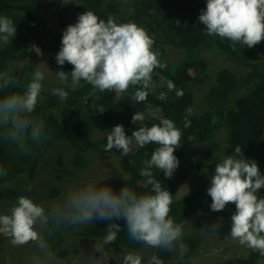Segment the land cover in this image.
I'll use <instances>...</instances> for the list:
<instances>
[{
  "label": "clouds",
  "instance_id": "9594fccd",
  "mask_svg": "<svg viewBox=\"0 0 264 264\" xmlns=\"http://www.w3.org/2000/svg\"><path fill=\"white\" fill-rule=\"evenodd\" d=\"M198 20L206 26L207 35L229 40L233 51L237 43L252 48L264 40V0H206ZM15 34L16 23L7 15H0V46L11 43ZM29 51L43 56L35 44ZM55 60L59 66L65 62L73 66L70 73L57 71L54 74L64 84V87L52 89V94L61 101L68 98L66 87L70 78L72 89L80 87L82 81L100 92L126 93L132 88L136 102L142 103L157 87L153 79L155 70L165 67L146 29L134 22L117 23L112 16L105 21L90 10L79 14L76 23L63 30ZM39 65L48 70L44 63ZM39 65L28 82L19 79L11 69L0 71V141L14 146L24 155L31 154L32 144L45 142L52 135L51 130H46L45 124L33 115L45 80ZM160 81V87L166 85L168 91L175 90L171 80L160 76ZM175 91L177 97H182V90ZM166 97L167 93L162 91L157 99L165 100ZM145 118V112H135L131 122L136 125ZM188 126L185 122L184 127ZM181 138V129L167 118L150 127L136 128L130 136L125 135L122 125H115L107 134L105 152L115 148L123 157L133 153L137 146L157 145L150 159L142 161L139 171L145 190L137 191L122 176L124 184L116 191L106 183L107 174V178L72 186L46 204L20 195L6 213H0V235L10 238V243L16 247L32 245L36 254L30 264H164L158 253H175L183 261L187 252L184 238L188 221L177 222L171 215L176 195L165 188L153 171H162L168 179L173 176L179 166L174 152L180 147ZM7 174V170L0 167V176ZM181 187L187 189V194V185ZM262 189L264 175L257 162L246 159L241 146L237 145L234 154L224 155L215 164L206 191L211 197L213 212L223 211L228 204L235 205L229 236L264 257ZM98 222L105 224L104 234L92 240L94 243L89 248L79 243L78 250L65 260H60L52 250L49 240L59 231ZM219 228V223H212L203 225L200 230L218 237ZM121 232L130 243L152 250L151 254L146 256L133 250L117 253L109 245L116 244ZM191 264H198V261L193 257Z\"/></svg>",
  "mask_w": 264,
  "mask_h": 264
},
{
  "label": "trees",
  "instance_id": "16d2710c",
  "mask_svg": "<svg viewBox=\"0 0 264 264\" xmlns=\"http://www.w3.org/2000/svg\"><path fill=\"white\" fill-rule=\"evenodd\" d=\"M48 1L54 16L42 18L36 0H0V15H7L16 23V34L11 43L0 46V71L11 69L19 79L28 82L33 71L25 63L36 54L29 51L30 41L34 40L33 44L55 58L63 30L76 23L78 15L87 10L105 21L109 16L121 17V23L134 22L146 29L154 39V49L160 52L165 67L155 70L159 73V76L153 75L157 87L142 103L136 102L132 88L126 93L100 92L82 81L80 87L72 89L70 78L66 87L69 95L64 101L53 95L52 89L43 90L33 115L45 124L46 130H51V138L32 144L29 155L19 153L14 146L0 141V167L8 173L0 176L1 198L10 204H15L20 195L32 198L31 188L37 167L44 153L56 142L71 145L74 149L71 163L80 169L88 167L90 151L99 155L113 154L126 183L137 191H143L144 178L139 175L142 161L150 159L157 145L137 146L133 153L121 157L118 149L104 151L107 134L119 124L124 127L125 135L130 136L136 128L150 127L167 118L182 131L181 145L174 152L179 166L170 179L165 178L162 171H153L165 188L176 195L171 215L177 222L187 220L198 231L205 224L231 218L235 205L228 204L223 211H211L212 201L206 189L210 186L215 164L224 155L234 154L237 145L241 146L246 159L257 162L264 175V40L252 48L237 43L233 51L229 40L206 34V26L198 20L205 6L197 0H133L131 6L124 10H120V3L114 0ZM170 56L178 59L169 62L166 58ZM208 56L216 58L219 63L210 64ZM57 68L70 73L73 66L65 62ZM160 76L171 80L175 90H182V97H177L175 90L168 91L166 85L160 87ZM199 85L206 88L202 111L189 113L194 103L191 87ZM56 87H64V84ZM162 91L167 93L165 100L157 99ZM135 112H145V121L133 124L131 120ZM185 122L189 123L187 128L184 127ZM95 131L101 132L96 139L92 137ZM200 148L204 150L199 161L187 166L183 161L186 153ZM58 164L62 165L60 161ZM68 173L65 171L63 174ZM188 181V193L177 194ZM123 184L122 178L115 188L119 191ZM59 193L57 188H53L50 197L56 198ZM260 195H264V189ZM104 227L103 222H98L76 232H72L73 229L61 230L49 240V244L58 257L64 259L68 255L64 247L66 232L71 231L78 239H98L103 236ZM2 241L0 237V245ZM184 242L187 245L184 258H190L199 248L200 240L185 237ZM115 246L133 251L142 248L130 243L124 232L119 234ZM158 255L164 264H170L172 253ZM221 264H264V257L252 250L247 257Z\"/></svg>",
  "mask_w": 264,
  "mask_h": 264
},
{
  "label": "rangeland",
  "instance_id": "374dc122",
  "mask_svg": "<svg viewBox=\"0 0 264 264\" xmlns=\"http://www.w3.org/2000/svg\"><path fill=\"white\" fill-rule=\"evenodd\" d=\"M120 3V10L131 6L133 0H114ZM206 6V0H197ZM39 7V15L43 17H53L54 10L48 0H36ZM122 18L116 19L117 23H121ZM126 22V21H125ZM34 40L30 43L33 44ZM43 56H37L36 54L30 58L25 65L31 67L32 71L40 63H44L48 70L43 66L39 65V69L44 72L45 80L43 81V90H51L56 86L62 84L55 77V73L58 70L54 55L48 51H42ZM178 59L177 56H170L166 58L167 61L172 62ZM210 64L219 63L216 58L208 56ZM214 73V72H212ZM192 93L194 97V103L189 108V113H197L202 111L204 103V95L206 88L204 85L192 86ZM101 136V132H93L92 137L94 139ZM204 149H196L186 153L183 161L187 166L197 163L203 153ZM74 149L70 144L66 142H56L53 144L43 155L39 166L35 173V180L32 183V199L37 203H48L54 199L59 198L68 188L76 186L87 180L93 179H109L106 181L114 190L116 183H118L124 176L122 173L117 158L113 154L99 155L96 152L90 151L88 154L89 165L84 169L77 168L71 163V154ZM59 161L62 165L58 164ZM65 171H69L68 174H63ZM214 174V173H213ZM123 176V177H122ZM190 189L189 181L184 183ZM183 185V186H184ZM57 188L60 193L56 198L49 196L51 190ZM38 189V190H37ZM187 192V189L183 187L178 191L177 194H183ZM14 204L5 202L0 196V213H6L8 209ZM220 228L218 237L202 233L201 231L192 228V225L187 222L185 227V237L197 238L200 240L199 248L193 252V256L190 258H184L180 261L175 253H172V257L169 261L170 264H191L192 258L194 257L198 264H221L227 260H235L238 257H247L251 254L252 250L241 246L237 241L233 240L230 236L231 218H222L218 221ZM85 227V226H83ZM81 227V228H83ZM79 229H73L72 232H76ZM71 231L64 234L65 243L64 247L68 250V255L78 250L77 245L84 248H89L96 239L89 238H76L72 235ZM2 237V244L0 245V264H30L32 257L36 254L35 249L32 245H26L24 247H16L10 243V238L0 235ZM99 239V238H98ZM10 243V244H9ZM113 247L118 253L119 251H129L124 247H118L115 245H109ZM144 255L151 254L152 250L141 248L138 250ZM67 255V257H68ZM66 257V258H67ZM60 259V260H65Z\"/></svg>",
  "mask_w": 264,
  "mask_h": 264
},
{
  "label": "bare ground",
  "instance_id": "6f19581e",
  "mask_svg": "<svg viewBox=\"0 0 264 264\" xmlns=\"http://www.w3.org/2000/svg\"><path fill=\"white\" fill-rule=\"evenodd\" d=\"M172 2V1H171ZM151 14V13H150ZM38 190V189H37ZM49 196H50V194H49ZM10 244V243H9ZM52 247V246H51ZM55 251V250H54Z\"/></svg>",
  "mask_w": 264,
  "mask_h": 264
}]
</instances>
